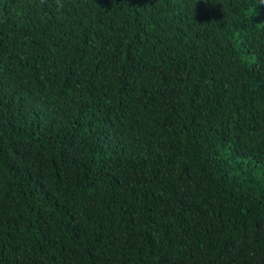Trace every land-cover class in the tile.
<instances>
[{
    "label": "trees",
    "instance_id": "obj_1",
    "mask_svg": "<svg viewBox=\"0 0 264 264\" xmlns=\"http://www.w3.org/2000/svg\"><path fill=\"white\" fill-rule=\"evenodd\" d=\"M0 0V264H264L259 0Z\"/></svg>",
    "mask_w": 264,
    "mask_h": 264
},
{
    "label": "clouds",
    "instance_id": "obj_2",
    "mask_svg": "<svg viewBox=\"0 0 264 264\" xmlns=\"http://www.w3.org/2000/svg\"><path fill=\"white\" fill-rule=\"evenodd\" d=\"M54 3L57 11L62 12L66 8V4L64 0H54ZM259 5H264V0H259Z\"/></svg>",
    "mask_w": 264,
    "mask_h": 264
}]
</instances>
